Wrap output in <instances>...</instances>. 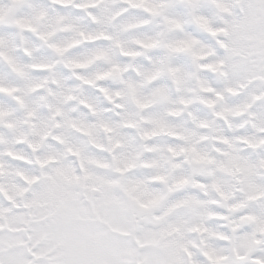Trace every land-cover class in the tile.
<instances>
[{"label":"clouds","instance_id":"9594fccd","mask_svg":"<svg viewBox=\"0 0 264 264\" xmlns=\"http://www.w3.org/2000/svg\"><path fill=\"white\" fill-rule=\"evenodd\" d=\"M0 264H264V0H0Z\"/></svg>","mask_w":264,"mask_h":264}]
</instances>
